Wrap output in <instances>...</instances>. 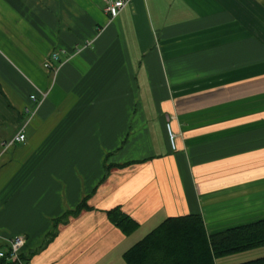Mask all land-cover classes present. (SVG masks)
<instances>
[{
    "label": "crops",
    "instance_id": "crops-1",
    "mask_svg": "<svg viewBox=\"0 0 264 264\" xmlns=\"http://www.w3.org/2000/svg\"><path fill=\"white\" fill-rule=\"evenodd\" d=\"M106 1L0 0V248L24 237L30 264H125L168 217L264 219V0H129L112 20Z\"/></svg>",
    "mask_w": 264,
    "mask_h": 264
},
{
    "label": "trees",
    "instance_id": "trees-1",
    "mask_svg": "<svg viewBox=\"0 0 264 264\" xmlns=\"http://www.w3.org/2000/svg\"><path fill=\"white\" fill-rule=\"evenodd\" d=\"M86 199L65 217L87 209ZM125 235L138 224L119 209L108 213ZM49 234L47 242L53 238ZM264 247V219L208 235L201 216L168 217L124 253L125 264H215L219 258ZM22 260H25L21 252ZM26 261V260H25ZM1 264H15L5 262ZM237 264H264V257Z\"/></svg>",
    "mask_w": 264,
    "mask_h": 264
},
{
    "label": "built area",
    "instance_id": "built-area-1",
    "mask_svg": "<svg viewBox=\"0 0 264 264\" xmlns=\"http://www.w3.org/2000/svg\"><path fill=\"white\" fill-rule=\"evenodd\" d=\"M129 0H107L104 12L109 17L110 20L116 18L119 14V12L128 4ZM57 64V65H56ZM61 62L59 59L58 52H53L50 54V56L45 60L43 63V69L47 72H49L53 80L56 76V73L58 71V66H60ZM48 95V92L41 93L40 98L38 99L37 104L42 103ZM31 101L36 100V96L32 95L29 97ZM26 112L29 113V109L26 108ZM34 113H31L33 116ZM27 122L24 124V126L21 127V129L7 142L3 144L4 149L10 147L13 145V143H23L25 141V134L24 130L26 128ZM165 130L166 135L168 139V143L172 150L176 149V138L177 135L173 132L171 125L167 122L165 124ZM25 238L22 236H14L9 240L8 246L3 249L0 248V264L1 261L4 259L5 262L8 263H15V264H30L28 261L22 260L21 252L25 245Z\"/></svg>",
    "mask_w": 264,
    "mask_h": 264
},
{
    "label": "rangeland",
    "instance_id": "rangeland-1",
    "mask_svg": "<svg viewBox=\"0 0 264 264\" xmlns=\"http://www.w3.org/2000/svg\"><path fill=\"white\" fill-rule=\"evenodd\" d=\"M263 107H264V105H263ZM254 108L255 109L261 108V106H255ZM248 253H254L251 257L248 256V258H249L248 260H250V259L254 260V259H257V258L264 257V247L252 249V250L243 252L242 254H239V255H247ZM231 257H233V256H231Z\"/></svg>",
    "mask_w": 264,
    "mask_h": 264
},
{
    "label": "bare ground",
    "instance_id": "bare-ground-1",
    "mask_svg": "<svg viewBox=\"0 0 264 264\" xmlns=\"http://www.w3.org/2000/svg\"><path fill=\"white\" fill-rule=\"evenodd\" d=\"M200 216V215H199Z\"/></svg>",
    "mask_w": 264,
    "mask_h": 264
}]
</instances>
